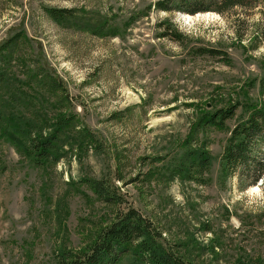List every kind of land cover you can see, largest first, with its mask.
Masks as SVG:
<instances>
[{"label": "rangeland", "instance_id": "374dc122", "mask_svg": "<svg viewBox=\"0 0 264 264\" xmlns=\"http://www.w3.org/2000/svg\"><path fill=\"white\" fill-rule=\"evenodd\" d=\"M156 1L0 0V264L91 242L115 212L91 189L102 176L191 263L264 264V172L222 162L245 105L264 106V0L191 20ZM236 103L223 126L203 121ZM30 135H55L48 159ZM195 151L209 164L183 170Z\"/></svg>", "mask_w": 264, "mask_h": 264}, {"label": "trees", "instance_id": "16d2710c", "mask_svg": "<svg viewBox=\"0 0 264 264\" xmlns=\"http://www.w3.org/2000/svg\"><path fill=\"white\" fill-rule=\"evenodd\" d=\"M211 3H213L212 0H157L154 5L160 11L194 15L211 10ZM218 3L217 10L224 13L226 10L242 5L243 1L220 0ZM48 13L59 21L65 20L72 14L71 9L67 8L49 9ZM171 28V25L163 27L162 36L173 33L175 38L180 40L182 35L179 30L175 28L171 30ZM199 51L211 55L222 54L221 51L213 49L200 48ZM3 80L0 78V82ZM55 86L60 85L57 83ZM242 105L236 103L218 109L206 115L203 121L223 126ZM245 107L249 115L232 129L223 151L222 162L223 168L230 175L242 168L253 170L254 183H256L264 172V155L263 158L253 156L254 148L264 144V106L245 105ZM2 113L3 107L0 105V121ZM41 136L30 135L28 142L31 149L27 148L30 154L36 153L44 160L48 159L46 156H51L55 135ZM208 162L209 158L203 152L195 151L187 156L181 168L183 170L205 169ZM89 183L91 189L103 202L115 208L114 217L84 247L59 251L56 264H121L126 256H130L129 264H193L185 259L174 245L166 241L162 232L149 217L131 203L127 204L125 194L114 181L102 176L90 179Z\"/></svg>", "mask_w": 264, "mask_h": 264}, {"label": "bare ground", "instance_id": "6f19581e", "mask_svg": "<svg viewBox=\"0 0 264 264\" xmlns=\"http://www.w3.org/2000/svg\"><path fill=\"white\" fill-rule=\"evenodd\" d=\"M198 15H199V14H198ZM198 15H197V16H198ZM185 17H186V20H191V19L193 18L192 15H188V14H186ZM258 190H259V187H258V186H253L251 191L254 192V191H258Z\"/></svg>", "mask_w": 264, "mask_h": 264}]
</instances>
